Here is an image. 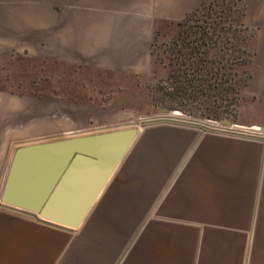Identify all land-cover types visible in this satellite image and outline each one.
<instances>
[{
	"label": "crops",
	"instance_id": "1",
	"mask_svg": "<svg viewBox=\"0 0 264 264\" xmlns=\"http://www.w3.org/2000/svg\"><path fill=\"white\" fill-rule=\"evenodd\" d=\"M237 2L235 26L251 44L240 48L250 54L241 92L264 106V0ZM202 6L203 0H0V48L46 46V53L31 54L63 66L54 72L73 95L65 100L73 112L62 119L9 132V110H22L23 99L0 86V193L16 148L131 127L124 120L132 103L146 100L154 76L155 31L169 24L178 33ZM217 18L213 28H198L209 37L199 34L197 48L219 39L226 17ZM214 72L197 62L191 77ZM135 129L75 227L56 220L77 216L85 198L81 168L49 204V196L36 201V174L24 168L29 179L16 193L36 210L0 200V264H264V137L166 123ZM156 139L175 141L157 156ZM8 141L19 143L9 148Z\"/></svg>",
	"mask_w": 264,
	"mask_h": 264
},
{
	"label": "rangeland",
	"instance_id": "2",
	"mask_svg": "<svg viewBox=\"0 0 264 264\" xmlns=\"http://www.w3.org/2000/svg\"><path fill=\"white\" fill-rule=\"evenodd\" d=\"M234 1L203 0V6L183 20L178 33L175 26L169 24L155 31L152 40L154 76L152 83L145 86L146 102L132 103V111L124 122L133 121L128 125L140 127L139 124L150 119L177 118L211 122L217 127L264 136V106L241 92L246 83L250 54L242 53L240 48L247 46L250 49L251 44L249 37L245 40L246 33H240L235 26L234 13L225 15L219 23V39L214 44L195 46V40L202 32L204 38L209 37L207 29L199 31L198 28H213L217 24V6L221 3L225 12L227 8L237 9ZM45 47L25 44L21 52L0 48V86L23 99L22 110H9V132L26 127L33 120H60L73 112L65 103L66 99L73 98L69 83L62 73L54 72H62L64 67L31 54L32 51L46 53ZM197 62L200 69L217 70L216 75L214 72L208 77H191ZM111 127L115 126H107L108 129ZM156 140L153 149L157 156L175 141ZM16 143L19 142L8 141L9 148ZM159 144L164 149L160 150Z\"/></svg>",
	"mask_w": 264,
	"mask_h": 264
},
{
	"label": "water",
	"instance_id": "3",
	"mask_svg": "<svg viewBox=\"0 0 264 264\" xmlns=\"http://www.w3.org/2000/svg\"><path fill=\"white\" fill-rule=\"evenodd\" d=\"M159 123L190 126L189 123L178 122L169 118L146 120L139 126ZM224 124H228V122L224 121ZM203 129L210 132L243 134L206 127ZM135 132V128L128 127L84 136L69 134V136L60 139L16 148L0 193V200L7 205L35 211L36 207L26 203L27 197L22 192L16 193L17 189L25 186L29 179L23 174L24 168L32 169L31 177L36 174L38 191L34 198L40 202L49 196L48 204L53 200H58L63 195L68 187L67 182L73 175V170L81 168L82 173L78 171L80 177L77 176V178L85 182V198L77 216L70 222L56 220L60 224L75 227L98 195L104 182L133 139ZM247 135L255 136L253 134ZM40 215L45 217L43 212H40Z\"/></svg>",
	"mask_w": 264,
	"mask_h": 264
},
{
	"label": "bare ground",
	"instance_id": "4",
	"mask_svg": "<svg viewBox=\"0 0 264 264\" xmlns=\"http://www.w3.org/2000/svg\"><path fill=\"white\" fill-rule=\"evenodd\" d=\"M169 119L174 120V121H178V122L189 123L191 128L197 129V130H202V131H204L203 128L206 127L208 129H218V130H223V131L241 132V131L225 129V128H221V127H217V126H211V125L204 124V123H201V122H198V121H195V120H185V119H177V118H169ZM128 126H131V128L137 127L135 125H128ZM241 133H247V132H241ZM254 135L255 136H259V137L261 136L262 137V135H257V134H254Z\"/></svg>",
	"mask_w": 264,
	"mask_h": 264
},
{
	"label": "trees",
	"instance_id": "5",
	"mask_svg": "<svg viewBox=\"0 0 264 264\" xmlns=\"http://www.w3.org/2000/svg\"><path fill=\"white\" fill-rule=\"evenodd\" d=\"M237 1H238V0H235V1H234V4L237 5V9H236V8H234V9L227 8V9H226V12H225L224 7H222V6H221V3H220V5L217 6V7H218V10H217V12H216V13H217V16H219V17L222 16V15H224V16H225V15H226V16L228 15V16H229L230 13H234L235 16H234V19H233V20L236 21L237 18H238V16H239V14H240V13H239V12H240V7H238V2H237ZM232 11H233V12H232ZM175 114H176V113L173 112V115H175ZM204 123H206V124H208V125H212V126H218L217 124H215V123H211V122H204Z\"/></svg>",
	"mask_w": 264,
	"mask_h": 264
},
{
	"label": "built area",
	"instance_id": "6",
	"mask_svg": "<svg viewBox=\"0 0 264 264\" xmlns=\"http://www.w3.org/2000/svg\"><path fill=\"white\" fill-rule=\"evenodd\" d=\"M250 134H253V133H250ZM254 135V134H253Z\"/></svg>",
	"mask_w": 264,
	"mask_h": 264
}]
</instances>
